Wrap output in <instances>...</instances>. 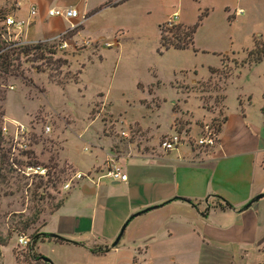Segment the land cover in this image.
I'll return each instance as SVG.
<instances>
[{"label": "rangeland", "instance_id": "1", "mask_svg": "<svg viewBox=\"0 0 264 264\" xmlns=\"http://www.w3.org/2000/svg\"><path fill=\"white\" fill-rule=\"evenodd\" d=\"M175 13V24L188 26L202 16L192 47L161 46L159 28H167ZM78 19L82 29L76 41H68L65 49L43 44L55 51L49 62L22 56V74L8 76L2 85L6 99L1 117L28 123L37 132L48 125L51 132L36 135L32 150L17 162L20 168L46 166L47 176L27 177L9 163L13 172L0 192V242L6 243L0 244V264L30 262L28 247L19 245L18 237L31 240L64 197L62 184L74 172L64 156L84 171L93 160L89 151L95 152L96 140H104L102 132L140 143L148 135L137 124L149 132L162 128L173 109L177 131L194 129L189 135L196 138L204 123L215 128L221 121L225 95L227 103L242 92L260 100L264 58L257 67H242L253 58L248 53L255 43L264 44V0H126ZM41 31L36 24L29 38ZM58 58L67 63L53 62ZM158 139L155 134L154 142ZM34 214L38 221L24 230L21 221ZM41 242L35 250L39 247L51 262L47 264H81L73 251Z\"/></svg>", "mask_w": 264, "mask_h": 264}, {"label": "crops", "instance_id": "2", "mask_svg": "<svg viewBox=\"0 0 264 264\" xmlns=\"http://www.w3.org/2000/svg\"><path fill=\"white\" fill-rule=\"evenodd\" d=\"M108 1L0 0V10L27 19L33 6L38 18L30 20L23 38L40 42L68 32V42L76 41L82 29L79 16L88 18ZM67 7L77 9L79 16H48L50 9ZM36 24L42 31L30 39ZM72 25L81 28L72 34ZM261 62L246 63L242 69ZM223 102L225 120L212 148L182 145L163 151L160 138L177 130L171 109L164 126L157 125L154 132L137 124L148 135L141 136L140 143L102 132L104 140H96L95 152L89 151L93 160L84 171L64 156L74 172H91L92 178H82L64 192L40 232L69 240L59 245L73 251L81 264H264V85L258 102L245 92L231 103L225 95ZM111 159L122 166L127 180H96ZM217 196L231 208H224ZM93 247L109 250L95 254ZM35 251L43 255L39 247Z\"/></svg>", "mask_w": 264, "mask_h": 264}, {"label": "built area", "instance_id": "3", "mask_svg": "<svg viewBox=\"0 0 264 264\" xmlns=\"http://www.w3.org/2000/svg\"><path fill=\"white\" fill-rule=\"evenodd\" d=\"M241 12V10H240ZM48 16H59L67 20L77 18L79 13L77 9L72 7L67 8H53L48 10ZM37 14V9L31 7L29 9V16L27 19H22L16 17L11 12L0 10V40L4 44L5 49L14 48L24 45H37V44H50L58 49L67 48L68 42L65 36L68 32H63L57 36L51 38L50 40L40 41V42H28L23 38L24 30L30 24V20ZM178 19L177 13L174 14L172 20L167 23V26L175 25V21ZM75 28L72 25V28ZM84 44H88L85 41ZM112 45L108 43L107 46ZM3 51V50H2ZM12 89V87H10ZM51 132L50 126L45 125L41 132H37L28 123H23L14 119H7L5 116L1 117L0 123V136L2 138L4 151L8 157L9 163L13 168H15L22 175L27 177L32 176H47L48 169L46 166L26 164L21 165L20 168L17 166L18 159L21 157H26V155L32 150L33 138L38 136L39 133L42 135H48ZM122 135L124 133L122 132ZM218 144V131L211 124L204 123L200 128L199 132L195 137L190 136L189 132L185 129L183 131H174L162 138L159 141V147L163 151L176 150L180 146L185 145L190 148H212ZM82 178L91 179L92 173H82L73 172L72 175L62 184V189L64 192L70 190L72 186ZM101 178H106L113 182H120L127 180V175L124 173L122 166L117 163L114 159L108 161L103 172H101L96 180ZM19 245L23 247H28L31 244V240L26 236H19L17 239Z\"/></svg>", "mask_w": 264, "mask_h": 264}, {"label": "trees", "instance_id": "4", "mask_svg": "<svg viewBox=\"0 0 264 264\" xmlns=\"http://www.w3.org/2000/svg\"><path fill=\"white\" fill-rule=\"evenodd\" d=\"M126 0H109L106 2V6H116ZM202 16L199 17L198 22L194 25L188 26L183 24H175L173 26H166L167 28H164V25H161L159 28L160 31V44L163 48L169 49H178L183 50L187 49L189 47H192L194 44V34L196 32V29L199 25V22L201 21ZM167 25V24H166ZM81 26H77L73 29L72 34H75L78 29H80ZM166 32L171 33L170 36L166 34ZM53 47V46H52ZM52 47H48L43 44H37V45H24L14 48H8L5 49L4 44L0 40V122H1V115H4L3 112V102H5L6 99V90L2 88V85H6V80L8 76H17L21 75L22 71L20 69V59L22 56L26 57L27 61H34L37 59H46L48 62L52 59V55L55 53V51L52 49ZM3 50V51H2ZM49 56H46V55ZM248 56H252L253 58L248 60L247 63L249 64H257L261 62V60L264 57V44L255 43V47L253 50H251L248 53ZM25 60V61H26ZM53 62H57L60 66L65 65L67 62L64 59L58 58L54 60ZM213 71V69H210V72ZM262 111H264V107L262 108ZM225 120V116L223 115L221 121L216 124V130L220 131L221 122ZM2 138L0 136V192L4 189L3 187H8L9 184V175L13 172V168L10 167L9 162L7 161V155L3 151L2 148ZM34 164V163H33ZM61 172V170H59ZM49 178V177H48ZM59 179L58 177H55ZM54 178V182H55ZM49 181V180H48ZM42 182L39 184H36V188L41 187ZM53 185V184H52ZM218 199H220L223 203V207L225 208H231V205L226 202L223 198L217 196ZM64 198L61 199V201L57 204L55 207L58 208ZM38 215L34 214L29 218H26V220L21 221L22 228L28 229L32 225H34L38 221ZM53 241L54 243L63 244L66 242H70L69 240L55 235L54 237H49L44 232H38L33 233L31 237V244L27 248L28 257L30 259V262L27 264H33L38 262H43L44 264H47L48 262H45L43 259L44 257L41 254H38L35 251V246L37 242L39 241ZM1 241V239H0ZM1 245H5L6 243L3 241L0 242ZM108 248H91L90 251L92 253H104L107 252ZM17 259V258H16Z\"/></svg>", "mask_w": 264, "mask_h": 264}, {"label": "water", "instance_id": "5", "mask_svg": "<svg viewBox=\"0 0 264 264\" xmlns=\"http://www.w3.org/2000/svg\"><path fill=\"white\" fill-rule=\"evenodd\" d=\"M261 196H262V194H259V195L255 196V197H254V198H253V199H252V200H251V201L245 206V208L249 207L253 202H255L256 200H258ZM125 227H126V224H124V225L122 226V228L120 229V231H119V233H118L116 239H115L114 242L111 244L112 247L116 246L117 243L119 242V240H120V238H121V236H122V234H123V232H124ZM46 234H47L49 237H54V236L56 235V234H53V233H46ZM43 260H44L45 262L51 263L50 260L47 259V258H45V257H44Z\"/></svg>", "mask_w": 264, "mask_h": 264}]
</instances>
